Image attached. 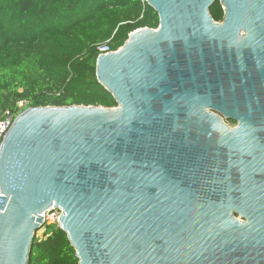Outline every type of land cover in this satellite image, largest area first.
<instances>
[{
  "label": "water",
  "instance_id": "water-1",
  "mask_svg": "<svg viewBox=\"0 0 264 264\" xmlns=\"http://www.w3.org/2000/svg\"><path fill=\"white\" fill-rule=\"evenodd\" d=\"M148 0L100 55L117 108H31L0 153V264L60 208L79 264H264V0ZM228 123L235 124L231 128Z\"/></svg>",
  "mask_w": 264,
  "mask_h": 264
},
{
  "label": "trees",
  "instance_id": "trees-1",
  "mask_svg": "<svg viewBox=\"0 0 264 264\" xmlns=\"http://www.w3.org/2000/svg\"><path fill=\"white\" fill-rule=\"evenodd\" d=\"M209 12L223 22L220 0ZM158 28V14L143 0H0V117L31 108H117L97 80L96 45L117 51L135 31ZM37 233L28 264H79L61 228L47 226L41 239Z\"/></svg>",
  "mask_w": 264,
  "mask_h": 264
},
{
  "label": "built area",
  "instance_id": "built-area-1",
  "mask_svg": "<svg viewBox=\"0 0 264 264\" xmlns=\"http://www.w3.org/2000/svg\"><path fill=\"white\" fill-rule=\"evenodd\" d=\"M147 1L148 0H143V2H146V3H147ZM96 48H97V51L99 52V56L100 55H108V54L118 52V50L117 51L112 50L109 43L96 45ZM15 120H16V118L14 117V115L9 114V113H5V114H3L2 117H0V153L2 150L4 138L7 135V133L9 132V130L11 129ZM230 127L233 128L232 126H230ZM1 197H3V193H2L1 187H0V198ZM62 215H63V212L60 208L52 207L49 210L45 211L41 215L43 217V222H42L43 224L37 233V237L39 239H41L44 236L47 226L54 225V226L61 228L59 221H60V218Z\"/></svg>",
  "mask_w": 264,
  "mask_h": 264
},
{
  "label": "rangeland",
  "instance_id": "rangeland-1",
  "mask_svg": "<svg viewBox=\"0 0 264 264\" xmlns=\"http://www.w3.org/2000/svg\"><path fill=\"white\" fill-rule=\"evenodd\" d=\"M218 23H221V22H218ZM230 126H232L233 128H235V124H233V123H228Z\"/></svg>",
  "mask_w": 264,
  "mask_h": 264
},
{
  "label": "flooded vegetation",
  "instance_id": "flooded-vegetation-1",
  "mask_svg": "<svg viewBox=\"0 0 264 264\" xmlns=\"http://www.w3.org/2000/svg\"><path fill=\"white\" fill-rule=\"evenodd\" d=\"M229 125V124H228Z\"/></svg>",
  "mask_w": 264,
  "mask_h": 264
}]
</instances>
